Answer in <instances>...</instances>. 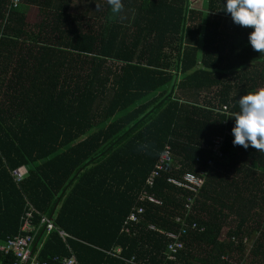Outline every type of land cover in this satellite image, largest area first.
<instances>
[{
  "label": "trees",
  "instance_id": "obj_1",
  "mask_svg": "<svg viewBox=\"0 0 264 264\" xmlns=\"http://www.w3.org/2000/svg\"><path fill=\"white\" fill-rule=\"evenodd\" d=\"M8 3L0 0V242L23 233L30 210L38 261L133 264L124 259L134 255L162 264L172 239L153 224L182 241L168 264H232L221 255L233 252L264 264V152L233 145L230 132L239 96L264 84L251 27L233 23L224 0L201 9L190 0H121L118 13L107 0H86L81 14L70 13L72 0ZM29 5L43 11L36 26L26 21ZM225 130L223 154L209 166L205 144ZM167 144L172 161L150 186ZM20 165L26 173L15 181ZM199 170L196 193L167 181ZM142 191L163 205L142 202L136 227L120 231ZM187 196L185 222L198 227L186 234L171 217ZM42 216L54 223L48 233ZM227 219L234 225L220 238ZM245 235L254 238L249 251ZM116 245L120 257L107 252ZM14 262L0 252V264Z\"/></svg>",
  "mask_w": 264,
  "mask_h": 264
},
{
  "label": "built area",
  "instance_id": "obj_2",
  "mask_svg": "<svg viewBox=\"0 0 264 264\" xmlns=\"http://www.w3.org/2000/svg\"><path fill=\"white\" fill-rule=\"evenodd\" d=\"M20 0H9L8 5L15 6L17 3H19ZM260 88H264V84L262 83ZM217 109L224 110L226 109L225 105H216ZM227 133V130L224 132L218 133L214 135L211 138V141L209 144H205L206 148L211 152V158L207 159V165L213 166L215 163V158H220V156L223 154L222 151V145L224 140V135ZM172 161V154L170 152V146L167 144L164 149L160 152L153 169L151 170L150 176L146 179V184L150 185L153 182V177L158 174L159 170H162L165 167V163H170ZM12 175L15 179V181H19L26 173V167L24 165H20L12 170ZM206 174L205 170H199L198 173H189L185 172L182 174L180 178H175L172 176H169L167 178V181L171 182L172 184L179 186L183 191L189 193H196L200 187H202L204 182V176ZM192 198L190 196H187L185 198L183 205V211L171 217V220L174 224H177L179 226V233H190L193 232L197 227L198 224L192 219L190 222H185V215L190 214V216L193 215V211H191V204H192ZM142 202H147L149 204H153L156 206H161L163 204L162 200L155 195L142 191L140 194L137 195V199L135 204L131 207L130 211L128 212L127 216L125 217L120 231L129 233L131 229L133 230L134 227H136L137 223H139L140 219L142 218V214L144 212V206L141 204ZM31 212L30 210L26 211L24 213L22 224L20 227V231L23 233H19L13 237L7 238L5 241L0 242V252L3 253H9L11 252L15 256V262L14 264H77L75 258L73 255L71 256H58L54 255L50 260H43L38 261L36 260V255L32 254L31 252V241L33 238V234L30 233V230L32 229L31 225ZM41 222L45 223V231L48 233L52 229L55 228L53 221L50 218H47L45 216L41 217ZM179 223V224H178ZM148 229L156 230L158 233H164L166 236L170 237L172 240L167 244L166 249L164 251V263L168 264L170 261H176V252L178 250L183 249L182 241L178 240V234L174 232H166L163 231L161 228H157L153 224H148ZM58 233L61 237L67 236V233L64 230H59ZM186 233V234H187ZM185 234V235H186ZM232 240H235V237H231ZM254 238H250L248 236L242 237V242L246 246L247 250L252 246ZM108 253H111L112 255L119 256L120 247L114 246L111 248V250L107 251ZM221 258L223 260L229 261L228 255L223 254L221 255ZM126 261H129L133 264H142L140 260H137L135 256H131L129 259H124ZM239 264V263H238ZM241 264V263H240Z\"/></svg>",
  "mask_w": 264,
  "mask_h": 264
},
{
  "label": "clouds",
  "instance_id": "obj_3",
  "mask_svg": "<svg viewBox=\"0 0 264 264\" xmlns=\"http://www.w3.org/2000/svg\"><path fill=\"white\" fill-rule=\"evenodd\" d=\"M107 4L112 13L122 8L121 0H107ZM222 8L233 23L251 27L248 43L258 53L264 52V0H224ZM236 102L238 110L231 116L232 144L264 152V88L240 95Z\"/></svg>",
  "mask_w": 264,
  "mask_h": 264
},
{
  "label": "rangeland",
  "instance_id": "obj_4",
  "mask_svg": "<svg viewBox=\"0 0 264 264\" xmlns=\"http://www.w3.org/2000/svg\"><path fill=\"white\" fill-rule=\"evenodd\" d=\"M192 5H196V3H199V0H191ZM86 2L85 0H72V3L69 7L70 13H80L85 9ZM26 19L27 23L30 26H36L38 23H40L41 20H43V11L39 9L37 6L29 5L26 10ZM163 205V204H162ZM161 205V206H162ZM235 220L227 219V223L224 224L223 228L220 232V238H223L226 236V231L229 227H232L234 225ZM230 262L232 264H250V258L249 254L244 253L243 257H239L237 253L233 252L231 255H229ZM237 262V263H236ZM254 264V263H253ZM257 264V263H256Z\"/></svg>",
  "mask_w": 264,
  "mask_h": 264
},
{
  "label": "crops",
  "instance_id": "obj_5",
  "mask_svg": "<svg viewBox=\"0 0 264 264\" xmlns=\"http://www.w3.org/2000/svg\"><path fill=\"white\" fill-rule=\"evenodd\" d=\"M204 1L205 0H199V3H196V5H192V3H190L191 5L190 6H192V7H194V8H196V9H201V7H202V5L204 4ZM85 2H86V0H85ZM190 2H191V0H190ZM71 5V4H70ZM33 6H35V5H33ZM86 7V6H85ZM202 8H204V7H202ZM26 21H27V19H26ZM250 64V63H249ZM251 64H254V62H252ZM248 65V64H247ZM241 67V66H240ZM135 228V227H134ZM116 246H118V245H116ZM163 263H164V260H163ZM162 263V264H163ZM169 263V262H168ZM143 264V263H142Z\"/></svg>",
  "mask_w": 264,
  "mask_h": 264
}]
</instances>
